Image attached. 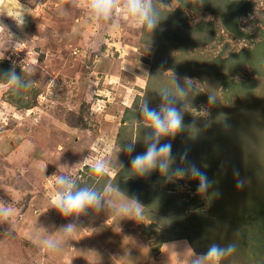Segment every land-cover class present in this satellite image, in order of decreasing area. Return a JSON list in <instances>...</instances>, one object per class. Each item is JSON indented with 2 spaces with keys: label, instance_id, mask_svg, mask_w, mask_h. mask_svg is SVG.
Segmentation results:
<instances>
[{
  "label": "rangeland",
  "instance_id": "rangeland-1",
  "mask_svg": "<svg viewBox=\"0 0 264 264\" xmlns=\"http://www.w3.org/2000/svg\"><path fill=\"white\" fill-rule=\"evenodd\" d=\"M235 1L250 3L241 35L223 23ZM151 2L153 29L116 10L97 21L88 0H0V264H167L172 246L188 263L213 244L235 246L221 264H264V0ZM165 93L183 113L160 139L174 159L139 175L131 161L154 136L142 109ZM191 165L204 192L175 174ZM60 176L102 207L63 215Z\"/></svg>",
  "mask_w": 264,
  "mask_h": 264
},
{
  "label": "clouds",
  "instance_id": "clouds-1",
  "mask_svg": "<svg viewBox=\"0 0 264 264\" xmlns=\"http://www.w3.org/2000/svg\"><path fill=\"white\" fill-rule=\"evenodd\" d=\"M87 7L91 10L93 18L97 21L108 20L112 16L113 11L116 10L122 11L123 14L134 23L146 26L148 29L155 28L157 24L151 0H125L122 5H119L117 0H88ZM18 23L23 24L24 21L20 19ZM10 79L13 82H17L19 77L15 72H12L10 74ZM187 79L190 81V78ZM177 88H180V86L177 85ZM182 91L181 89V92ZM163 98L166 104L160 108V110L149 108L147 103H145L142 109L148 125L154 130V136L149 138L151 142L147 143L146 151L136 155L131 161L133 169L139 175L150 172L157 167H159L161 172L166 173L174 159L171 156L172 144L160 143V139L161 137L174 136L182 129L184 126L183 113L175 106L174 101L169 99L167 93L164 94ZM127 151H134L133 145H128ZM93 171L98 174H106L108 169L104 162L97 161L93 164ZM186 173H190L193 178L199 179L198 190L200 192H204L209 187L206 174L201 172L195 165H191L188 169L175 170V174L178 176H183ZM55 182L60 190L52 195L51 203L63 215H78L85 212L89 207H94L97 210L102 207L101 197L96 191L87 188L74 191L73 183L64 176L57 177ZM242 186L243 182L241 181L238 183V187ZM122 212L124 214H129L131 209L125 205L122 207ZM135 214L139 216V206H136ZM9 215V209L3 208L0 210V218L7 219ZM74 228L75 225L73 224L64 226L63 232L65 236H70L74 232ZM46 243L49 250L53 253L59 250L56 241L49 240ZM234 251V245L230 244L227 247H221L217 244H213L208 248L206 253L195 256L191 264H221L223 258Z\"/></svg>",
  "mask_w": 264,
  "mask_h": 264
},
{
  "label": "trees",
  "instance_id": "trees-1",
  "mask_svg": "<svg viewBox=\"0 0 264 264\" xmlns=\"http://www.w3.org/2000/svg\"><path fill=\"white\" fill-rule=\"evenodd\" d=\"M250 8V3L245 2V1H235V6L234 9L230 12L227 13L226 15H223V23L226 25V28L235 32L236 34L241 35L242 31L237 27L236 25V20L237 17L240 14H244L247 12ZM205 9L212 10L211 7H206ZM232 9V8H231ZM222 14V13H221ZM227 16V17H226ZM128 108L125 109V112H128ZM191 238H188L189 243L191 244L193 250L197 251V248L193 245L192 241L190 240ZM200 253H204L203 251H199ZM198 253V252H197Z\"/></svg>",
  "mask_w": 264,
  "mask_h": 264
},
{
  "label": "crops",
  "instance_id": "crops-1",
  "mask_svg": "<svg viewBox=\"0 0 264 264\" xmlns=\"http://www.w3.org/2000/svg\"><path fill=\"white\" fill-rule=\"evenodd\" d=\"M173 251H174V253H173ZM192 252H193V250H192ZM167 253H170L167 256V260H166L167 264H183L184 262H186V264H191L192 260L187 263V261L189 259V252L187 250H185V252H182L181 254H179V248L172 246V251L171 252L168 251ZM199 254H203V253L195 252L194 256H197ZM148 264H151V263H148Z\"/></svg>",
  "mask_w": 264,
  "mask_h": 264
},
{
  "label": "bare ground",
  "instance_id": "bare-ground-1",
  "mask_svg": "<svg viewBox=\"0 0 264 264\" xmlns=\"http://www.w3.org/2000/svg\"><path fill=\"white\" fill-rule=\"evenodd\" d=\"M185 249V248H184Z\"/></svg>",
  "mask_w": 264,
  "mask_h": 264
}]
</instances>
